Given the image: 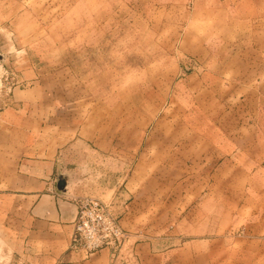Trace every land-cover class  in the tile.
<instances>
[{"label": "crops", "instance_id": "0c3cea01", "mask_svg": "<svg viewBox=\"0 0 264 264\" xmlns=\"http://www.w3.org/2000/svg\"><path fill=\"white\" fill-rule=\"evenodd\" d=\"M187 1L193 6L197 0ZM209 1L206 10L230 4ZM215 74L207 83L191 73L181 85L182 94L216 103V118L201 112L199 123L185 109H172L165 127L175 123L174 131L152 128L141 149L136 127L114 134L102 123L97 132H87L90 156L102 155L105 169L114 172L107 187L129 171L119 200L122 218L134 230L148 220L149 236L137 244L135 264H233L239 248L229 239L230 228L205 222L195 230L188 223L199 219L192 213L195 204L233 201L227 218L264 219V0H233V66ZM14 102L0 111V242L8 264H112L106 249L90 256L71 250L77 205L69 182L66 193L56 187L57 176L67 171L65 147L71 141L58 125L59 99L38 86L18 90ZM197 187L205 190L201 197L190 195ZM255 187L261 190L255 193ZM224 188L233 193L223 194ZM238 206L245 207L244 216ZM204 216L221 218L215 211Z\"/></svg>", "mask_w": 264, "mask_h": 264}, {"label": "rangeland", "instance_id": "374dc122", "mask_svg": "<svg viewBox=\"0 0 264 264\" xmlns=\"http://www.w3.org/2000/svg\"><path fill=\"white\" fill-rule=\"evenodd\" d=\"M196 3L192 6L187 0H0V111L14 105L18 90L40 86L59 99L58 125L63 128L66 141L71 140L65 147L69 150L67 171L61 174L66 179L65 193L69 182L76 203L97 200L107 204L117 216L127 237L118 249H106L112 264H135V248L149 236L148 220H142V225L134 230L122 218L123 202L119 200L123 199L122 182L129 171L119 173L115 187H107L114 172L105 169V157L90 156L87 132H97L102 123L106 127L108 123L114 134L121 129L130 133L136 127L142 137L138 145L141 149L152 128L174 131L175 123L165 127L172 109L178 114L181 108L185 109V116L199 123L204 118L201 112H209L212 119L217 117L213 116L214 111L218 112L216 103L203 100L204 95L201 99L199 94H182L181 82L194 73L208 83L214 76L219 77L215 74L218 68L233 66V0H220L230 4L217 9L212 6L211 10L204 9L209 0ZM189 106L197 110L196 114L188 113ZM110 163L114 165L111 160ZM260 188L255 187L254 192L258 193ZM226 189L233 193V188H224L223 194H229ZM190 190L193 196L205 193L202 187ZM213 192L218 194L221 190ZM194 206L196 212L192 213L199 219L188 223L195 225V230H200L205 222L230 228L229 239L239 248L233 250V264L235 260L237 264H264L261 216L227 218L236 207L233 201ZM208 211H215L221 218L201 219ZM238 211L246 214L245 207L238 206ZM232 216L237 217L235 213ZM3 247L0 242V264H8Z\"/></svg>", "mask_w": 264, "mask_h": 264}, {"label": "built area", "instance_id": "2783aa9c", "mask_svg": "<svg viewBox=\"0 0 264 264\" xmlns=\"http://www.w3.org/2000/svg\"><path fill=\"white\" fill-rule=\"evenodd\" d=\"M76 204L71 249L90 256L101 249L116 250L125 242L126 233L107 204L91 199L80 200Z\"/></svg>", "mask_w": 264, "mask_h": 264}, {"label": "water", "instance_id": "95a60500", "mask_svg": "<svg viewBox=\"0 0 264 264\" xmlns=\"http://www.w3.org/2000/svg\"><path fill=\"white\" fill-rule=\"evenodd\" d=\"M57 190L61 193H65L66 189V179L65 176L63 175H58L57 176V184H56Z\"/></svg>", "mask_w": 264, "mask_h": 264}]
</instances>
